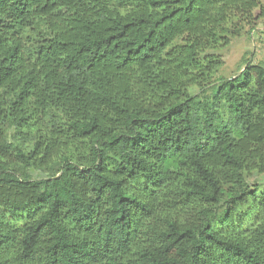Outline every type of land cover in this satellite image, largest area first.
I'll return each mask as SVG.
<instances>
[{"label":"trees","instance_id":"16d2710c","mask_svg":"<svg viewBox=\"0 0 264 264\" xmlns=\"http://www.w3.org/2000/svg\"><path fill=\"white\" fill-rule=\"evenodd\" d=\"M261 2L0 0V264H264Z\"/></svg>","mask_w":264,"mask_h":264},{"label":"rangeland","instance_id":"374dc122","mask_svg":"<svg viewBox=\"0 0 264 264\" xmlns=\"http://www.w3.org/2000/svg\"><path fill=\"white\" fill-rule=\"evenodd\" d=\"M132 6V3H123V12ZM261 8L264 9V0L261 2ZM255 13L259 15L255 29L251 33H244L242 36L234 38L230 46L222 50L225 64L220 69L218 77H233L239 72L246 59L252 58L255 63L264 65V15L260 8ZM247 181L251 185H264V175L253 174L247 177ZM188 210L185 209L178 213L177 218L181 222L190 220L191 215Z\"/></svg>","mask_w":264,"mask_h":264}]
</instances>
